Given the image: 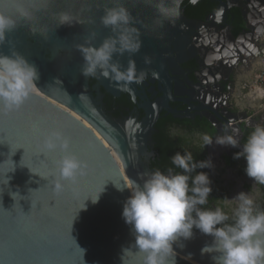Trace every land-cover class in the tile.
I'll list each match as a JSON object with an SVG mask.
<instances>
[{"label":"water","instance_id":"95a60500","mask_svg":"<svg viewBox=\"0 0 264 264\" xmlns=\"http://www.w3.org/2000/svg\"><path fill=\"white\" fill-rule=\"evenodd\" d=\"M183 1L185 0H180L179 4V18L174 23L166 22L160 27L154 18L155 9L145 7L138 0H52L46 11L34 14L31 19L33 28L38 31L47 30V40L30 32L28 21L21 20L15 5L6 4L3 7L5 14L16 19L18 25L13 31L6 32L5 42L0 44V54L11 55L12 51L19 53V45L24 43V37H29L42 49L60 51L66 57L50 70H39V79L35 82L38 95L31 94L18 111L7 115L0 114V142H3L0 144V161L7 159L8 154L10 156L11 152L19 148L11 156L16 167L14 173H8L11 176L9 185L0 189L4 191L0 194V264H47L43 255L52 248L58 250L65 246L74 250L76 259L71 264H80V251L77 246L85 250V264H121L119 257L122 246L127 247L133 242L130 226L121 217L123 202L130 192L127 189L123 192L117 191L113 183L120 186L121 183L138 180L141 173H146L136 163L135 149L148 141L146 139L142 142V137L148 136L152 131L161 108H168L170 82L173 81L169 77L174 74H169V70L183 61L177 57L172 58L177 50L175 45L182 40L188 42V37L192 35L190 32L200 27L199 23L187 20L184 16L181 7ZM188 1L195 5L200 0ZM215 1L221 5L219 11L222 12V1ZM256 1L264 9V0ZM169 3L171 4V0ZM251 3L252 1L247 3L250 14ZM117 4L128 7L136 18L135 26L139 29L141 47L135 53L114 54L113 60L121 65L124 79H116L111 74H97L94 77L97 84L114 97L126 94L135 99L134 96L138 95L136 89L144 78H149L151 83L156 81L159 90L162 86L161 108L150 107L145 110L143 107L147 120L144 129L136 124L126 129L117 123L109 124L72 87L83 66V57L76 46L84 44L89 32L93 30L97 33L93 46H98L103 38L112 35L110 29L105 28L99 21L103 14L100 9ZM24 7L34 11L40 6L25 3ZM59 11L72 13L81 23L57 27L54 13ZM261 15V19L255 22L247 21L245 28L234 41L230 37L234 45L233 55L239 56L243 64L260 59L264 54V10ZM242 40L245 48L239 50V41ZM246 49L248 51L244 52ZM145 58L149 62L146 63ZM175 85L176 83L174 89ZM254 93L257 91L254 90ZM188 102L196 103L190 99ZM167 112L174 114L173 111ZM213 118L218 121L215 114ZM246 119L237 114L223 125L225 130L227 127L237 129V125L247 124ZM28 122L39 123L44 130L60 127L71 138L72 150L89 166L88 175L81 178L75 192H54L50 183L29 172L27 167L20 166L23 155L22 163L42 176L47 174L51 166V157L45 155L44 158L40 155L39 145L27 135ZM21 124L23 127H20ZM213 126L217 131L220 130L215 124ZM190 143L192 147L201 149L202 143ZM212 144L214 146L208 149L206 155L207 159L211 158L214 166L209 168V178L210 174L215 175L219 171V166H223L222 156L225 153L224 150L218 151L215 141ZM201 150L206 151V146ZM237 150L240 151V148L237 147ZM10 168L11 162L6 160L0 166V171ZM233 170L237 172L238 168ZM103 183H106L104 192L100 194L98 202L93 204L91 200L85 201L86 209L80 210L73 220L83 199ZM217 187L226 195L230 194V189L218 185ZM260 188L264 191L262 185ZM37 189L39 190L35 191ZM9 191L19 192L23 199L19 196L13 199ZM224 207L231 214L227 206ZM15 215L18 223L13 229L9 226V221ZM211 242V236L194 231L190 240L181 238L173 244L177 254L176 264H212L211 254L201 255V248ZM189 255L190 259H185Z\"/></svg>","mask_w":264,"mask_h":264},{"label":"clouds","instance_id":"9594fccd","mask_svg":"<svg viewBox=\"0 0 264 264\" xmlns=\"http://www.w3.org/2000/svg\"><path fill=\"white\" fill-rule=\"evenodd\" d=\"M51 2L52 0H0V44L5 42L6 32L13 31L18 25L16 19L2 10L6 4L16 6L21 20L28 21L27 25L32 34H38L47 40V30L38 31L33 28L31 19L34 14L46 11ZM138 2L155 9L154 18L160 27L166 22L174 23L179 18L180 0H171V4L169 0ZM25 3L41 6L30 11L24 7ZM100 10L103 14L99 21L105 28L110 29L112 35L103 38L98 46H93L97 36L93 30L89 32L84 44L76 46L83 57L81 73L85 77L111 74L116 79H124L121 65L113 60V56L125 52L135 53L140 49L136 18L123 4ZM54 16L57 27L81 23L68 11L56 12ZM145 60L146 63L149 62L148 58ZM38 79L37 67L16 51H12L11 55L0 54V114L7 115L18 111L34 92ZM239 135V130L235 127L230 132L225 130L223 134L215 137L207 133L200 134L201 149L211 145L213 141L221 146L240 148V151L234 153L233 159L243 158L245 174L254 183L264 185V124L253 126L242 145ZM39 147L40 155L44 158L45 155L51 157L47 174L42 176L23 164L24 155L20 166L27 167L29 172L50 183L54 192H75L81 178L88 175L89 166L72 150L71 138L62 128L49 127L41 132ZM15 151L10 156L8 154L7 159L0 161V166L6 160L11 162L10 169L0 171V189L8 187L11 180L8 173L15 171L16 166L11 159ZM170 159L173 167H168L164 172L157 168L141 173L140 179L121 183L120 186L112 182L117 191L123 192L127 189L130 192L123 202L121 217L130 226L133 242L127 247L122 246L119 257L121 264H176L177 254L173 244L181 238L190 240L193 228L212 237L211 244H205L201 248V255L211 254L212 264H264V208L243 191L230 199L237 202L231 209V214L219 205L204 207L212 192L211 180L208 173L197 172V169L213 168L211 158L195 161L192 152L184 150L183 155L176 152ZM106 183L100 184L83 199L73 220L80 210L86 209L85 201L91 200L93 204L98 202ZM3 192L0 191V194ZM9 195L13 199L17 196L23 199L19 192L9 191ZM77 248L80 251V264H85V250L78 246ZM185 259H190V255Z\"/></svg>","mask_w":264,"mask_h":264},{"label":"flooded vegetation","instance_id":"af4514ba","mask_svg":"<svg viewBox=\"0 0 264 264\" xmlns=\"http://www.w3.org/2000/svg\"><path fill=\"white\" fill-rule=\"evenodd\" d=\"M201 1L202 0L199 2ZM221 1L224 5V10L222 12L219 11L221 5L213 0L215 9L203 20H191L186 18L187 20L199 23L200 27L190 32L192 35L188 37V42H186L187 40H182V42H178L175 45V49L177 50L172 58L177 57L183 61L181 64L178 63L176 67L169 70V74L172 72H174V74H170L169 77L171 80L173 79V81L170 82L171 96L167 103L168 108H161L163 94L160 91H162V86H160L159 90L158 83L156 81L151 83L149 78H144L142 82H140V87L136 89L138 95L134 96L135 99L126 94H120L114 97L97 84L94 76L85 77L82 73L77 74L76 80L72 84L73 89L89 102L98 115H102L109 124L113 125L117 123L119 124L118 126L124 129L130 126L133 127L135 124L139 125L141 129H144V124H146L147 120L143 107L145 110H149L150 107L156 109L160 106L161 111L152 131L149 132L148 136L142 137V142L146 139L148 141L140 148L135 149L136 163L138 167L146 173L152 171L150 165L154 160L153 146H156L152 141V137L157 133L155 126L160 121H167L170 119L176 122H186L185 124L193 127L197 124L204 123L207 126V131H204L205 128L201 129L198 126L191 131H187L182 127L178 128L183 133H190L188 135L207 133L215 137V135L224 133V123L229 122L233 117H236L237 114H240L247 118L246 125H237V129L240 133L238 136L240 142L243 138L241 131L243 127L252 129V127L257 124H264L263 115L261 120H257L256 117L252 118L239 111L237 112L233 109L231 104V96L235 88L236 78L240 74H243L248 76L252 84L254 77L253 71L256 69V66L258 67L259 60L253 59L243 64L239 56L233 55V41L241 32L236 35H233L232 32L236 25H240L242 31L247 21L250 20L251 22H255V20L261 19V12L264 9L256 0ZM251 1L250 7L252 13L250 14L247 11V3ZM184 2H188L192 7H196L199 3L197 2L193 5L190 4L188 0L183 1V3ZM181 7L184 12L185 7L183 5H181ZM231 36L233 37V41L230 40ZM23 42V44L19 45V54L25 57L29 63L34 64L38 71L41 68L50 70L66 57L65 54L60 51H52L47 48L42 49L29 37H24ZM242 46L245 47L244 43ZM188 99L196 103H190ZM167 111H173L174 114H170ZM214 114L216 118H218V121L213 118ZM212 124H215L220 130L217 131ZM169 130L173 131L174 129L170 128ZM226 130L230 132L231 127H227ZM212 146H214V144L206 145V155L208 149ZM216 146L219 152L224 150L225 153L222 158L224 156L230 157L231 153L238 152L237 148L231 146H221L218 144H216ZM222 164L224 169L238 168L237 173L240 176H247L245 173H239V171L245 167V160L232 164V166H228L227 162L222 160ZM207 173L209 175V168H207ZM215 186L217 185L215 184ZM216 196V201L208 203V206L214 207L219 205L225 209L223 203L227 195L221 197L220 194H217ZM209 198L211 197L209 196ZM193 231L198 233L199 230L193 228Z\"/></svg>","mask_w":264,"mask_h":264},{"label":"trees","instance_id":"16d2710c","mask_svg":"<svg viewBox=\"0 0 264 264\" xmlns=\"http://www.w3.org/2000/svg\"><path fill=\"white\" fill-rule=\"evenodd\" d=\"M185 7L184 15L187 19L191 20H203L207 15L212 13L215 9V4L213 3V0H202L199 2L196 7H192L188 4V2H184L182 4ZM242 27L240 25H236L235 29L233 30L232 34L236 35L241 32ZM176 122L174 120H167V121H160L155 126V129L157 131L156 134L153 135L152 141L156 144V146H153V152H154V160L152 161V164L150 165L151 170L160 169L162 172H164L168 167H173L171 164V157L176 153L180 152L181 155H183L184 150H189L192 152L194 156L195 161H203L206 160V152L204 150H201L197 147H192L190 140L184 136L188 135L190 133H183L178 127H182L185 130H192L195 127H200L201 129L205 128L204 131H207L206 124H197L196 126H191L188 124H185L186 122ZM172 128L175 130V132L170 131L169 129ZM252 129L248 128H242V134L243 138L241 140V145L244 143L248 133ZM184 135H183V134ZM237 152V151H236ZM233 152L230 154V157H223L222 160L227 162L228 166H232V164H236L237 162L244 160L243 158L240 159H233ZM245 168V167H244ZM244 168H242L239 173L243 174ZM197 172H206L207 168L204 169H197ZM211 188L212 192L210 193V197L208 203L215 202L217 199V194H220L221 197H225V192L215 186V183L211 181ZM262 188L264 189V185H262ZM219 197V196H218ZM204 207H209L208 204ZM264 208V205L261 207ZM198 233H200L198 231ZM202 234V233H201Z\"/></svg>","mask_w":264,"mask_h":264},{"label":"rangeland","instance_id":"374dc122","mask_svg":"<svg viewBox=\"0 0 264 264\" xmlns=\"http://www.w3.org/2000/svg\"><path fill=\"white\" fill-rule=\"evenodd\" d=\"M258 67L253 71V75L257 72ZM248 76L240 74L235 80V88L232 91V107L237 112H241L247 116H251L257 120H261L262 110H257L256 103L250 102L251 95L249 92H253L250 89ZM237 83V84H236ZM247 86V87H246ZM242 87V88H241ZM241 88V89H240ZM245 88V90H243ZM249 94V95H248ZM263 122V121H262ZM175 132V130H173ZM183 134V133H182ZM184 135V134H183ZM192 143H202L200 135H184ZM218 172L210 174V180L216 183L218 186L230 189V194L226 196L224 205L227 206L231 213V209L235 207L236 201L230 200L237 195V193L243 191L250 195V197L256 202L257 205L262 207L264 205V191L260 188V185L254 183L248 176H239L233 169H224L223 166L218 167Z\"/></svg>","mask_w":264,"mask_h":264},{"label":"snow or ice","instance_id":"6c2138e0","mask_svg":"<svg viewBox=\"0 0 264 264\" xmlns=\"http://www.w3.org/2000/svg\"><path fill=\"white\" fill-rule=\"evenodd\" d=\"M20 127H23V124H21ZM43 130L44 129H42L39 123L34 122L30 124L28 122L27 135H30L37 145H39L40 135ZM17 223L18 220L16 218V215L15 217L12 216V219L9 221V226L14 229ZM43 259L47 261V264H71V262L75 260L76 257L74 255L73 248L70 246H65L58 250L52 248L48 253L43 255Z\"/></svg>","mask_w":264,"mask_h":264},{"label":"built area","instance_id":"2783aa9c","mask_svg":"<svg viewBox=\"0 0 264 264\" xmlns=\"http://www.w3.org/2000/svg\"><path fill=\"white\" fill-rule=\"evenodd\" d=\"M252 86L257 88V90L262 92L264 95V54L258 60V69L253 77ZM262 114L264 117V109L262 110Z\"/></svg>","mask_w":264,"mask_h":264},{"label":"crops","instance_id":"0c3cea01","mask_svg":"<svg viewBox=\"0 0 264 264\" xmlns=\"http://www.w3.org/2000/svg\"><path fill=\"white\" fill-rule=\"evenodd\" d=\"M237 84V83H236ZM250 89H253V92H249V94L251 95V98H249V100H251L250 102H255L256 104V109L257 110H263L264 109V95H261V92L259 90H257V88H255L254 86H252L251 82L249 83ZM247 87V86H246ZM242 88V87H241ZM240 88V89H241ZM245 90V88L243 89ZM254 90L257 91V93H254ZM248 94V95H249ZM260 110V111H261ZM262 112V111H261Z\"/></svg>","mask_w":264,"mask_h":264},{"label":"bare ground","instance_id":"6f19581e","mask_svg":"<svg viewBox=\"0 0 264 264\" xmlns=\"http://www.w3.org/2000/svg\"><path fill=\"white\" fill-rule=\"evenodd\" d=\"M260 17V16H259ZM261 18V17H260ZM201 29V28H200ZM240 42V44H239V50H242L243 48H245V47H243L242 46V44L244 43V40H242V41H239ZM250 50H252V51H255V49L254 48H250ZM246 51H248L247 49L246 50H244V52H246ZM32 94H36V95H38V92L36 91V88H35V90H34V92L32 93Z\"/></svg>","mask_w":264,"mask_h":264}]
</instances>
